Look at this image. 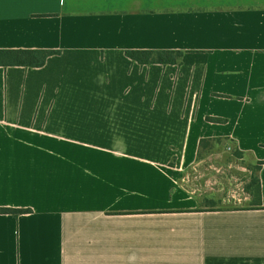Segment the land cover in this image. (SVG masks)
Here are the masks:
<instances>
[{"label":"crops","instance_id":"1","mask_svg":"<svg viewBox=\"0 0 264 264\" xmlns=\"http://www.w3.org/2000/svg\"><path fill=\"white\" fill-rule=\"evenodd\" d=\"M18 49L60 53L0 62V264H264V0H0ZM214 137L263 162L262 206L200 210Z\"/></svg>","mask_w":264,"mask_h":264},{"label":"rangeland","instance_id":"2","mask_svg":"<svg viewBox=\"0 0 264 264\" xmlns=\"http://www.w3.org/2000/svg\"><path fill=\"white\" fill-rule=\"evenodd\" d=\"M257 165L245 155L237 157L233 149L216 145L213 151H203L196 165L184 177V185L198 196L221 200V208L247 206L245 186L252 179V167ZM256 172L254 171V176ZM227 206V207H225Z\"/></svg>","mask_w":264,"mask_h":264},{"label":"trees","instance_id":"3","mask_svg":"<svg viewBox=\"0 0 264 264\" xmlns=\"http://www.w3.org/2000/svg\"><path fill=\"white\" fill-rule=\"evenodd\" d=\"M60 53L58 50L49 49H18V50H0V62H3V57L6 56L7 62L14 65H22L26 67H41L44 66L49 56ZM126 55L133 61L140 64H181L184 56V52L180 50H139L130 49L126 51ZM209 120L222 121V118L208 117ZM216 145H222L228 148V143L221 137L203 138L200 141L197 161L201 159L203 151H213ZM233 153L237 157H242L243 152L237 148L233 149ZM257 165L252 167V179L245 186L244 190L248 194L247 206L235 207V208H221L217 204L221 203V200L210 198L207 195L197 196L200 210H231V209H246L262 206V193H261V179L260 170L262 168V161H256ZM175 159L171 162L174 165ZM254 171L256 175L254 176ZM186 187V186H185ZM187 188V187H186ZM188 189V188H187ZM227 207V206H225ZM2 212L11 213L18 216L21 213L30 212V209H15V208H2Z\"/></svg>","mask_w":264,"mask_h":264}]
</instances>
